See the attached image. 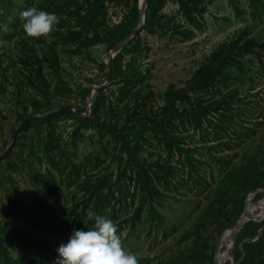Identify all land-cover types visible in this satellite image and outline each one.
<instances>
[{
    "label": "rangeland",
    "instance_id": "1",
    "mask_svg": "<svg viewBox=\"0 0 264 264\" xmlns=\"http://www.w3.org/2000/svg\"><path fill=\"white\" fill-rule=\"evenodd\" d=\"M36 1L15 0L20 7L15 11L18 14V24L11 36L19 34L25 37L32 42L37 53L41 54V69L47 80L44 95L49 104L69 102L85 109L91 86L101 84L106 78L109 48L104 41L99 40L82 47L80 51L70 50L56 34H52L54 29L52 33L38 38L28 35L22 27L23 18L20 11L30 6L38 7ZM52 1L55 3L56 0ZM196 1L194 24L186 19L176 1L167 0L159 10L160 24H156L155 31L150 32L144 27L139 31V46L133 48L135 65L142 71L149 67L150 78L128 84L125 99L118 97V86L115 82L98 93L97 95L100 94L104 99L99 107L100 116L111 113L107 116H112L122 124L125 108L133 106L135 94L140 96V100L145 104L140 106L138 117L148 120L145 117L147 115L158 116L168 85L183 86L192 72L219 43L237 36L244 29L245 36L264 39V11L261 7L254 10L250 0ZM130 2L106 1L104 19L98 27L100 32L118 22ZM63 16L64 19L68 18L66 13ZM165 22L170 25L166 26ZM0 26L3 28L7 24L0 21ZM89 35L92 37L91 33ZM15 40L16 36L10 39L6 36L4 39L0 35V49L6 50L1 53L3 55L0 61V153L7 145L19 115L33 113V101L36 100L35 107L41 105L38 101H46L42 99L45 96L42 97L41 92L46 88L43 89L39 79L34 78L28 83L22 77L24 83L18 88L15 81L9 77V74H16L14 66L19 67L18 62L4 70L11 53L16 56L18 47L11 44ZM43 40L44 42H41ZM49 45L55 47L57 68L50 66L47 61L48 57L54 55L51 51L48 53ZM128 57L129 55H125V61ZM242 60L246 72L243 79L239 78L236 83L230 79L225 84L216 86L213 92L215 98H220L226 91L236 87V95L228 98L231 105L225 116L218 117L216 112L210 113L199 127H192L185 118L175 119L174 122L178 126L173 128L172 133L177 137L178 146L172 145L170 149L164 146L163 137L145 130V139L141 141L145 151L141 152L140 156L150 162L158 161L164 170L162 174L168 170L173 172L166 175L169 182L163 183L164 196L155 201V207L163 217L149 218L152 212L148 213L149 207L147 201H144L140 221L131 225L128 217L134 214L140 196L134 191L127 175L120 178V185L114 189V195L98 205L96 213L109 217L117 225V232L122 233L123 246L135 253L138 264L144 259L148 264H214V255L217 253L222 234L230 227V220L240 216L245 205L248 204V219H264V208L259 206L264 197L257 200L256 193L249 197V192L246 194L241 211L237 208L240 203L237 197L232 200L229 198L223 213L211 208L214 189L222 180L225 169L244 164L246 152H261L257 153L255 164L264 168V57L261 62L252 54H247ZM176 105L181 106L180 102ZM76 115L59 116L48 122L39 121L27 126L19 132L20 137L16 134L6 154L9 157L0 159V220L10 218L16 223H21L56 246L66 242L68 238L64 227L69 235L73 228H78V223L68 216L69 208L72 203H80V197L87 189L83 182L70 186L61 183L63 177L49 166L41 153L46 134L53 135L56 146H59L54 149V158L59 163L71 161L81 174L80 180L87 177L92 182L102 175L107 180H113L120 170L119 163L125 160L124 153L120 154V161L115 155L119 146L113 136L103 130L99 131L92 123L84 125L79 119L83 117ZM136 126L137 122L134 128ZM30 140L33 144L31 156L28 155ZM213 144L217 146L214 148ZM189 148L194 150V156L197 157L194 158L192 167L182 163ZM208 149L215 156H222L224 164L216 163L208 154ZM10 164L22 169L10 168ZM48 168L57 184L59 183L60 197L51 195L55 187L49 178L40 187L41 192L34 185L41 180L40 177H32L31 171L46 174ZM107 185L109 183L105 182L103 186ZM9 191L22 200V203H17L12 209L5 207V194ZM104 191L106 187L100 192ZM234 241L230 245L229 242L224 245V248L229 246L227 264H234L231 256ZM9 248L13 250L11 246ZM180 253V258L170 263V256ZM201 254L204 256L202 259ZM57 259L50 258L48 263L59 264Z\"/></svg>",
    "mask_w": 264,
    "mask_h": 264
},
{
    "label": "trees",
    "instance_id": "2",
    "mask_svg": "<svg viewBox=\"0 0 264 264\" xmlns=\"http://www.w3.org/2000/svg\"><path fill=\"white\" fill-rule=\"evenodd\" d=\"M106 1L110 0H56L55 3L52 0H37L36 4L39 8L55 12L58 15V23L54 26L53 33H51L56 34L57 38L68 49L80 51L82 47H86L89 43L99 40L104 41L107 47L111 48L126 37L136 26L138 22V0H130V5L121 19L112 24L111 27L106 28L103 32H100L98 27L104 19V3ZM166 1L147 0L144 28L150 32H154L156 24H160V17L158 16L159 10L164 6ZM174 1L179 4V8L186 19L194 24V11L197 9V1ZM19 5L15 0H0V21L6 23V27H8L2 28L0 26V35L4 39L6 36H9V39L16 36L15 42L11 44L12 46L14 44L18 47L16 56L10 52L11 56L7 58L4 70L6 71L8 67H12L15 62H18L19 67L14 66L16 74H9V77L15 81V85L18 88L21 87V84L24 83L22 77L28 83L36 78L40 80V85L45 89L47 87V80L41 69L43 61V58L41 61L39 57L41 54L39 55L37 53L32 42H29L25 37L19 34L11 36L18 24V14L15 11L20 7ZM250 5L254 10L261 7L262 11H264V0H250ZM64 13L68 15L67 19H64ZM165 25L169 26L170 24L165 22ZM60 27H65V29H60ZM60 30L62 32H58ZM245 30H241L237 36L222 41L213 48L192 72L191 76L184 82L183 86L175 87L173 84H169L164 91V103L161 106L158 116L151 117L147 115L145 117L148 120L138 117L140 106H144L145 104L140 100L141 97L135 94L133 96V106L131 108H125L124 121L122 124H119L117 119L114 120L112 116H107L111 113L100 116L99 107L102 106L104 99L100 94L96 96L91 105L89 115L86 118L79 119L84 125H87V123L96 125L99 131L103 130L105 133H109L118 141L119 148L115 155L120 161V154L124 153L125 160L119 163L120 170L116 173L113 180H107L104 175L92 182L87 177L80 180L81 174L71 161L59 163L54 158L56 155L54 149L59 148V146H56L53 135L50 133L46 134V139L42 142L41 153L49 166L55 171H58L59 175L63 177L60 180L61 183L70 186L83 182V185L87 189L85 194L80 197V203H72L73 205L69 208L68 216L78 223V228H82V226L83 228L93 226L94 221L87 217V210L92 209L96 213L98 211V205L111 195H114V189H117L120 185V178L122 179L126 175L129 178L130 184L133 185L134 191L138 192L140 196L137 204L138 207L134 210V214L128 217L131 225L136 221H140L144 201H147L149 207L148 213L150 211L152 212L149 218L158 216V219H161L163 217L157 211L155 201H158L164 196V190L162 189L163 183L169 182L166 175L173 172L168 170V172L162 174L164 170L161 169L162 165L158 161L150 162L148 159L140 156V153L145 151L143 143L141 142L145 139V130H150L152 134L163 137L164 146L170 149L172 145L178 146L177 137L174 135V132L172 133L173 128L178 126L174 122L175 119L180 120L185 118L192 127H199L210 113L216 112L218 117L225 116L231 105L229 104L228 98H233L236 95V87L226 91L220 98H215L213 95L214 89L218 85L225 84L230 79L234 80L235 83L238 82L239 78L243 79L246 72L242 59L245 55L252 54L261 62L264 57V39H257L255 36H245ZM90 33L92 37L89 35ZM138 34L113 57L112 69L115 84L118 86L117 94L120 99L127 97L126 87L128 84L149 79L151 75L149 67L142 71L135 65L136 57L133 53V48L139 46ZM41 36H36V38ZM41 42H44V40ZM4 51L6 50L0 49V61L3 55L1 53ZM50 51L54 55H51L50 58L48 57L47 61L50 62V66L57 68V53L53 45H49L48 53ZM125 55H129L126 61L124 58ZM15 59L16 61H14ZM35 86L38 87L37 84ZM46 90L47 88L41 91L42 97L45 96L44 92ZM42 99L46 100V96ZM35 101H33L35 108L33 113H39L60 104H71L64 102L52 105L46 100L45 102L38 101L41 105L35 107ZM177 102H180L181 106L176 105ZM78 108L82 112L85 110L84 107ZM67 115L75 116L76 113L71 109H64L45 117L30 119L20 126L17 133H21L27 126L34 124V122H48L55 117ZM24 116H26L25 113L20 114L18 119ZM136 122L137 126L134 128ZM216 130L215 127V132ZM18 137H20V134ZM29 144L28 155L31 156L33 155V144L31 140ZM213 145L214 148L217 146V144ZM207 152L216 163L224 164L222 162L224 161L222 156H215L210 149ZM257 153L261 152H246V161L244 164L225 169L222 180L214 189V199L211 201L213 205L211 208L217 210L216 212L223 213L229 198L232 200L236 197L240 202L239 206H237L238 211H241L242 202L246 194L252 190L264 187V168L255 164ZM262 155L264 156V153ZM8 157L9 155L5 156V158ZM194 158L197 159L194 156V150L189 148L185 152V158L182 163L192 167ZM199 162L201 161L199 160ZM10 168L22 169L14 164H10ZM65 169L66 171H64ZM30 174L32 177H40L41 182L34 184L38 191L41 192L40 187L49 178L55 187L52 189L51 195L60 197L59 183L57 184L49 168L46 174L35 170L31 171ZM55 182L57 187L55 186ZM105 182L109 183V185L103 186ZM103 187H106V191L101 193L100 191ZM120 193H122V190H120ZM263 197L264 190L256 192L255 198L257 200ZM43 198L45 201L46 196ZM5 201L6 209H12L17 203H22L21 198L12 191L5 194ZM78 205H81V207ZM237 218L233 217L228 223V226H231ZM64 229L67 233L66 235L69 236L68 231H66L67 228L64 227ZM234 240L231 253L235 264H264V219L261 221L253 219L244 220L240 224ZM9 246L13 250H10ZM56 248L57 246L52 244L48 239L35 234L21 223H16L10 218L0 220V264H49L48 261L50 258L57 259L58 253L56 252ZM202 254L200 256L201 259L204 257ZM180 256L181 253L177 256H170V263L175 262ZM139 264H148V262L144 259Z\"/></svg>",
    "mask_w": 264,
    "mask_h": 264
},
{
    "label": "clouds",
    "instance_id": "3",
    "mask_svg": "<svg viewBox=\"0 0 264 264\" xmlns=\"http://www.w3.org/2000/svg\"><path fill=\"white\" fill-rule=\"evenodd\" d=\"M20 16L24 31L33 37L48 34L59 20L55 12L35 6L22 9ZM87 217L94 221L92 227L73 228L66 242L57 246L59 264H138L135 253L123 246L122 233L112 219L92 209Z\"/></svg>",
    "mask_w": 264,
    "mask_h": 264
},
{
    "label": "water",
    "instance_id": "4",
    "mask_svg": "<svg viewBox=\"0 0 264 264\" xmlns=\"http://www.w3.org/2000/svg\"><path fill=\"white\" fill-rule=\"evenodd\" d=\"M146 4H147V0H138V22H137L136 26L131 30V32L126 37H124L117 44H115L111 48H109L108 59H107L106 78L101 84H99L97 86H91V90L86 97L85 110L82 112L79 110V108L76 105H73V104H60V105L54 106L48 110H45V111H42L39 113H31V114H28V115L18 119L15 122V125L13 126V128L11 130V134H10V137L8 139L7 145L5 146L4 150L0 153V159L5 157V155L9 151V148L12 146L14 138L16 137L18 128L30 119L37 118V117H45L51 113H54V112H57L60 110H64V109H71L76 114H78L80 117L88 116L89 111H90V106H91L92 102L94 101V99L96 98V95L98 93H100L101 91H103L106 87L110 86L111 84H113L115 82V77H114L113 69H112V62H113L114 55L124 45H126L132 38H134L140 30L143 29V27L145 25ZM262 190H264V187L252 190L247 194V196L248 197L252 196L256 192L262 191ZM246 210H247V205L244 206L240 216L236 219V221L228 228L232 231V234L230 237L232 241L234 240V237L238 231L240 224L242 222H244L245 219H248V216L246 215ZM219 244H220V241H219ZM219 244L217 246V251L219 250ZM216 255H217V253L214 255V260H213L214 264H216Z\"/></svg>",
    "mask_w": 264,
    "mask_h": 264
},
{
    "label": "bare ground",
    "instance_id": "5",
    "mask_svg": "<svg viewBox=\"0 0 264 264\" xmlns=\"http://www.w3.org/2000/svg\"><path fill=\"white\" fill-rule=\"evenodd\" d=\"M247 206H248V204H247ZM259 206L264 208V200L259 204ZM231 234H232V231L228 228L222 234L221 239H220V244H219V250L217 251V255H216V264H227V260L229 258V252H228L229 246L224 248V245L226 242H229L228 243L229 245L233 242L230 238ZM231 256H232V254H231Z\"/></svg>",
    "mask_w": 264,
    "mask_h": 264
}]
</instances>
